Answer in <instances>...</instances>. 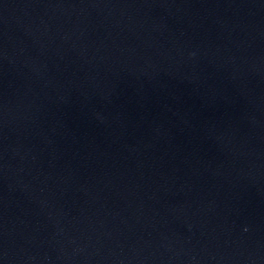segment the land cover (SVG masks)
<instances>
[{
  "label": "water",
  "instance_id": "95a60500",
  "mask_svg": "<svg viewBox=\"0 0 264 264\" xmlns=\"http://www.w3.org/2000/svg\"><path fill=\"white\" fill-rule=\"evenodd\" d=\"M0 264H264V0H0Z\"/></svg>",
  "mask_w": 264,
  "mask_h": 264
}]
</instances>
